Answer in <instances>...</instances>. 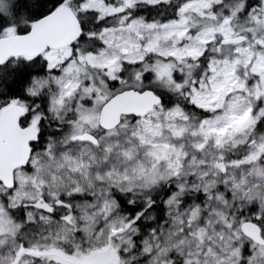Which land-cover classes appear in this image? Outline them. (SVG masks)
Returning a JSON list of instances; mask_svg holds the SVG:
<instances>
[{
	"label": "snow or ice",
	"instance_id": "obj_1",
	"mask_svg": "<svg viewBox=\"0 0 264 264\" xmlns=\"http://www.w3.org/2000/svg\"><path fill=\"white\" fill-rule=\"evenodd\" d=\"M0 264H264V0H0Z\"/></svg>",
	"mask_w": 264,
	"mask_h": 264
}]
</instances>
